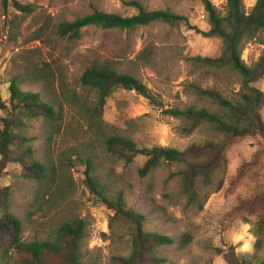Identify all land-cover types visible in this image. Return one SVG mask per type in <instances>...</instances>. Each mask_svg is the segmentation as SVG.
Wrapping results in <instances>:
<instances>
[{
	"label": "rangeland",
	"instance_id": "rangeland-1",
	"mask_svg": "<svg viewBox=\"0 0 264 264\" xmlns=\"http://www.w3.org/2000/svg\"><path fill=\"white\" fill-rule=\"evenodd\" d=\"M0 0V92L8 96V81L20 77V87L38 92L53 105L62 119L52 129L38 117L25 121L23 134L34 148V156L54 168L49 190L21 176L11 164L0 179L10 187V211L21 221L25 240L47 238L63 221L82 219L81 243L84 264H109L112 256H127L130 240L124 229L108 228L111 212L89 191L84 169L95 174L101 192L109 198L121 191L128 208L144 216L145 231L171 237L174 242L155 250L157 264H225L215 249L232 245L237 253L254 251L264 257V235L257 222L264 215V139L260 135L234 139L227 149V168L212 179V187L199 188L201 209L187 203L180 187L181 165L161 164L144 176L138 168L143 158L125 163L108 153L103 133L120 134L140 147L168 146L183 150L189 144L214 137L207 126L190 134L180 131L178 120L161 110L187 106L210 107L189 84L214 89L234 100L239 75L228 68H212L193 62L191 57L219 56L221 41L204 37L185 24L151 23L134 30L86 27L74 42L58 39L53 27L71 21L93 9L129 16L135 10L124 5L130 0H16L32 7L28 14ZM147 10H169L187 17L191 26L207 31L209 25L199 0H137ZM223 11L225 0H211ZM255 0H243L249 11ZM264 49V30L241 43L240 59L246 65L258 60ZM107 59L119 72L132 75L154 95L156 103L134 91L115 90L101 115V127L90 114L95 96L80 84L83 71L94 61ZM37 67L39 70L33 68ZM26 71L36 72L35 80ZM264 93V76L255 83ZM2 113L0 112V116ZM264 122V104L259 110ZM53 133L48 139V134ZM220 181L221 187L214 188ZM254 207H258L254 211ZM102 234H106L104 237ZM188 235L185 245L182 235ZM2 256L0 252V264Z\"/></svg>",
	"mask_w": 264,
	"mask_h": 264
},
{
	"label": "trees",
	"instance_id": "trees-1",
	"mask_svg": "<svg viewBox=\"0 0 264 264\" xmlns=\"http://www.w3.org/2000/svg\"><path fill=\"white\" fill-rule=\"evenodd\" d=\"M7 0H4V4ZM206 15L209 28L199 30L188 23L187 17L169 10H147L137 0L124 2L135 12L129 16L93 9L90 13L76 17L71 21H61L54 25L53 33L61 40L76 41L86 27L101 29L134 30L151 23L161 22L169 25L185 24L195 33L204 37H215L221 41L219 56L191 57L197 64L212 68H228L240 77L237 97L229 100L216 90L203 89L189 84L188 87L199 98L209 101L210 107L187 106L161 110V114L180 121V131L190 134L201 126H207L214 134L212 139L189 144L183 150L168 146L140 147L132 139L112 133H103L105 150L123 160L132 162L142 157L143 163L138 168L144 176L161 164L181 165L179 170L180 187L187 203L201 209L198 191L203 187H212V179L217 173H224L227 168V149L231 142L239 137L260 135L264 139V122L259 110L264 104V93L255 83L264 76V49L257 61L246 65L240 59L241 43L247 37H254L264 30V0H255L249 11L245 10L243 0H225L223 11L211 0H199ZM9 4L17 11L28 14L32 7L10 0ZM112 62L103 59L94 61L80 77L82 88L93 92L95 100L90 109L101 127V115L107 100L117 89L134 91L147 99L152 105L156 100L153 93L138 79L130 74L119 72ZM37 69V67L33 66ZM43 70V68L41 69ZM40 70V71H41ZM36 72L26 71L27 78L35 80ZM7 98L0 92V179L7 173V168L15 164L22 177L42 184L43 190H49L54 183V168L34 156V148L29 138L23 134L25 121L41 117L53 127L62 119L52 104L42 100L38 92L25 91L20 87V77L13 76L8 81ZM54 130V129H53ZM53 133L48 134V139ZM85 184L90 192L96 194L100 202L111 212L108 228L113 232L118 225L129 236L130 250L127 256H112L109 264H157L161 260L155 255L156 248L170 245L174 240L164 234L144 230V216L125 204L123 193L118 191L114 197H106L99 182L89 166L84 169ZM221 187L220 181L214 188ZM10 187L0 184V252L1 264H84L81 255V243L85 225L82 219L71 218L54 228L47 238L25 240L22 238L23 227L19 218L10 211ZM258 207H254V211ZM260 234L264 235V215L258 218ZM107 237L106 234H102ZM189 236L184 234L180 243L185 245ZM261 241L257 239L254 251L237 253L232 245L226 249L218 247L215 253L225 264H264V257L258 253Z\"/></svg>",
	"mask_w": 264,
	"mask_h": 264
}]
</instances>
